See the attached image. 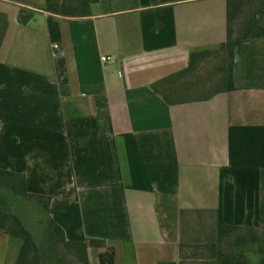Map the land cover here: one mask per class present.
<instances>
[{
	"label": "crops",
	"instance_id": "1",
	"mask_svg": "<svg viewBox=\"0 0 264 264\" xmlns=\"http://www.w3.org/2000/svg\"><path fill=\"white\" fill-rule=\"evenodd\" d=\"M226 37L227 0H99L87 17L0 0V168L50 197L42 227L85 242L91 264L178 262L221 225L259 227L264 36L236 48L233 91L170 105L154 90ZM19 247L1 232L0 264Z\"/></svg>",
	"mask_w": 264,
	"mask_h": 264
},
{
	"label": "trees",
	"instance_id": "2",
	"mask_svg": "<svg viewBox=\"0 0 264 264\" xmlns=\"http://www.w3.org/2000/svg\"><path fill=\"white\" fill-rule=\"evenodd\" d=\"M98 1L46 0V10L65 17H87ZM263 36L264 0H227L226 40L217 49L192 52L189 66L158 81L154 90L170 105L208 100L218 93L233 91L236 48ZM212 60L208 77L197 79L200 65ZM202 89L207 91L203 93ZM97 106L101 128L110 132L106 98H99ZM20 197L35 199L48 210L50 197L30 193L25 174L0 168V233L20 241L15 264H91L87 244L68 240L64 229L52 218L47 220L44 239L37 241L17 213ZM160 264H264V218L257 228L221 225L218 242L182 244L178 262Z\"/></svg>",
	"mask_w": 264,
	"mask_h": 264
},
{
	"label": "rangeland",
	"instance_id": "3",
	"mask_svg": "<svg viewBox=\"0 0 264 264\" xmlns=\"http://www.w3.org/2000/svg\"><path fill=\"white\" fill-rule=\"evenodd\" d=\"M215 60H212L208 63L203 62L198 69L197 72V79H200L202 77H208L207 74V68H209V64H213ZM211 72V71H210ZM203 93L205 91H207V89H202L201 90ZM19 199H21V204H20V210L21 211H25L27 213V216L29 218V226H27V224L24 222V220L22 219V221L25 223V225L27 226L28 229H30V231L32 232L33 236L36 238L37 241H42L44 239V235H45V226L42 227L41 222H39V218L40 216H45V212L42 209H38L40 208L39 206H41L38 201H36L35 199H29L27 197H20ZM18 199V202H19ZM18 207V204H17ZM19 215V214H18Z\"/></svg>",
	"mask_w": 264,
	"mask_h": 264
},
{
	"label": "built area",
	"instance_id": "4",
	"mask_svg": "<svg viewBox=\"0 0 264 264\" xmlns=\"http://www.w3.org/2000/svg\"><path fill=\"white\" fill-rule=\"evenodd\" d=\"M58 45H55V48H57ZM109 60V57L108 56H102V61L105 63Z\"/></svg>",
	"mask_w": 264,
	"mask_h": 264
}]
</instances>
